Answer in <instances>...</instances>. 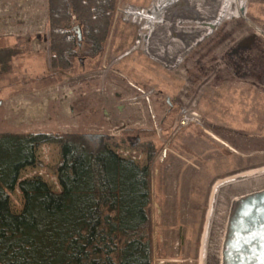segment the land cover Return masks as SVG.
Segmentation results:
<instances>
[{"label":"rangeland","instance_id":"obj_1","mask_svg":"<svg viewBox=\"0 0 264 264\" xmlns=\"http://www.w3.org/2000/svg\"><path fill=\"white\" fill-rule=\"evenodd\" d=\"M181 1L164 3L158 17L151 22H135L115 11L100 67L76 63L72 68L59 70V79L50 82V73L55 69L49 66L47 1L0 0V84L8 85L0 90V132L50 130L74 137L92 134L119 154L147 163L151 179V264H211L210 255L201 253L211 190L218 179L233 172L211 178L213 168L198 169L194 154L201 145L202 148H211L214 143L222 145L218 138L232 146L225 138L227 132L208 129L212 137L205 133L208 139L200 142L195 139V132L180 130L175 134V146L166 143L165 123L170 118L174 123L185 115L187 122L190 119L197 122L203 117L210 122L228 121L232 124L227 126L251 134H264L261 92L264 90V0H220V7L212 11L218 19L212 24L213 32L203 37L201 45L180 61L178 68L169 70L160 62L144 58L139 49H131L142 46L169 8ZM158 2L118 0L116 6L148 9L158 7L161 4ZM240 5L243 7L238 14ZM214 13H204V17ZM213 21L205 19L202 24ZM120 44L124 48L114 51ZM39 78H45L43 83L47 81V84H36ZM13 89L20 92L9 94ZM50 100L57 101L58 114H51L53 120H44L50 115ZM233 102L243 107L232 109L229 103ZM253 102L262 103L261 109H253L250 104ZM171 107L173 117L162 124ZM245 117L254 121L250 120L253 121L250 124ZM42 120L46 121L45 125L41 124ZM142 128H154L156 133L139 136L136 130ZM181 138L186 139L191 155L180 150L179 157L171 151L179 150ZM250 149L253 153L247 157L249 163L264 160V140L252 143ZM36 154L40 163L23 168L19 178L39 174L51 189L58 191L55 174L58 143H41ZM242 159L237 153L234 157L218 154L214 164L220 168ZM170 160L180 173L168 180L163 166ZM261 165L264 161L250 168ZM161 179L168 182L167 186ZM22 203L23 196L16 185L10 193L11 209L19 211ZM226 214L217 228L216 242L221 248L226 234Z\"/></svg>","mask_w":264,"mask_h":264},{"label":"trees","instance_id":"obj_2","mask_svg":"<svg viewBox=\"0 0 264 264\" xmlns=\"http://www.w3.org/2000/svg\"><path fill=\"white\" fill-rule=\"evenodd\" d=\"M46 1L49 66L55 69L50 82L76 63L99 68L118 0ZM172 123L170 118L165 131ZM44 142L59 145L58 191L39 174L19 178L23 168L40 163L36 147ZM163 167L168 180L180 173ZM150 180L147 163L119 154L96 135L0 132V264H151ZM16 185L23 196L19 211L10 206Z\"/></svg>","mask_w":264,"mask_h":264},{"label":"crops","instance_id":"obj_3","mask_svg":"<svg viewBox=\"0 0 264 264\" xmlns=\"http://www.w3.org/2000/svg\"><path fill=\"white\" fill-rule=\"evenodd\" d=\"M220 3V0H182L180 3L178 2V5L175 4L170 7L164 19L153 27L152 34L147 41L142 42V46H133L131 50L139 49L144 58L153 62H160L169 70L178 68V64L180 66L179 62L189 55L192 50L201 45L200 41L203 37L213 32V23L207 22V25L202 23H204L203 21L205 19H217L215 16L216 13L212 11L215 8H219ZM204 13L214 14L207 16L209 17L207 18L204 17ZM165 20L167 23L164 22ZM198 21L200 22L197 23ZM178 22L193 23L190 25H181ZM34 65L35 63L32 64V66ZM5 86L8 85L0 84V87H3V89ZM16 92L20 91L13 89L9 94ZM115 94L119 95V92H115ZM48 108V112H50L48 116L51 117V114H54V112H56V115L58 114L57 101L50 100ZM48 116L44 120L55 119L54 117L48 118ZM44 120L41 122L43 125L46 123Z\"/></svg>","mask_w":264,"mask_h":264},{"label":"water","instance_id":"obj_4","mask_svg":"<svg viewBox=\"0 0 264 264\" xmlns=\"http://www.w3.org/2000/svg\"><path fill=\"white\" fill-rule=\"evenodd\" d=\"M75 30L80 39L77 26ZM262 167L264 165L223 178ZM230 185L238 189L250 188V185L262 186L241 195L229 214L221 248L222 264H264V172L254 177L237 178Z\"/></svg>","mask_w":264,"mask_h":264},{"label":"flooded vegetation","instance_id":"obj_5","mask_svg":"<svg viewBox=\"0 0 264 264\" xmlns=\"http://www.w3.org/2000/svg\"><path fill=\"white\" fill-rule=\"evenodd\" d=\"M261 92H263V94H264V90H262ZM263 94H261V95H263ZM169 104H171V102ZM250 104H251V107L253 109H261L262 103H260V102H253ZM230 105H231L232 109L238 105L240 107L242 106L241 103H237V102L229 103V106ZM252 111L253 110L250 109V113ZM245 118H247L246 121L249 122L250 124L254 121L250 117H245ZM179 120L180 119L178 118V120L176 119V121L174 123L169 125L168 130H167L168 134H166V135H168L167 136L168 139H167L166 143L171 142L173 145L176 146L177 143H174L175 142L174 139H176L175 134H176V132H179L180 130H187V131L195 132L194 133L195 139L200 140V142H202L203 138L208 139V137L205 136V133L210 135L209 132H211V131H208V129L212 130V131L221 130L222 132H227L225 134V138L233 143L232 146L228 147L226 144H224L222 142L221 139L218 138L219 139L218 140L217 138H215V139H217L218 142H220L225 147H223L219 143L213 142L215 144V146H211V148H202V145L201 146L199 145L200 147L198 149L194 150V154L196 157L195 158L196 159V167L200 170H202V169L210 170L209 167H212L213 173L209 176L211 178L215 177L217 175L224 174V173H228V172H232V171L234 172L235 170H240V169L243 170V169H247V168L249 169L252 165L253 166L256 164L258 165L259 163L264 161V160L263 161L257 160L256 162L251 164L248 162V159H247V157H249L253 153V152H251V149H250L251 144L255 143L257 141H263L264 140V134H251V133L244 131L243 129H236L235 127L227 126V124H232L230 122L228 123V121H227V123H225V122H219V123L210 122V121H208L207 118H203V117H201L199 119V121H197V122L190 119L188 122L186 121L185 123H180ZM195 120H197V119H195ZM250 120H253V121L250 122ZM204 125H207V128L204 127ZM177 146L179 147V150H177L178 152L176 150H171L177 156H179V157L181 156V155H179V153L181 152L180 150L186 151L190 155L192 154L191 152L188 151L189 145L186 142L185 138H181V141L178 142ZM202 149L204 151H202ZM254 152L262 153L263 150L262 151L256 150ZM235 153L243 156L244 159L240 160L238 163L232 162V163L227 164V165H222L220 168L214 164L216 161V158H218V154L221 156L234 157ZM204 156H206V158ZM153 157L155 158L156 156H153ZM176 159H178V157ZM176 161H179V164H180L179 159ZM242 161H244V163H241ZM197 162H198V164H197ZM168 165H170L171 168L174 167L171 160L169 161ZM236 165L238 167H235ZM177 176L178 175L176 174V177ZM224 176H226V175H224Z\"/></svg>","mask_w":264,"mask_h":264},{"label":"bare ground","instance_id":"obj_6","mask_svg":"<svg viewBox=\"0 0 264 264\" xmlns=\"http://www.w3.org/2000/svg\"><path fill=\"white\" fill-rule=\"evenodd\" d=\"M243 5H240L238 8V14H241ZM158 14V13H157ZM218 20H214L213 24H216ZM264 172V167L253 169L250 171L242 172L237 175L226 177L223 179H218L212 186L211 196L209 205L210 208L207 213L206 226L202 236V247L201 253L204 255H210L211 264H222V252L221 244L217 243V228L222 220V215L227 212L225 218H228L231 213L236 201L241 195L246 193L251 189L261 187L262 185L255 186L250 185V188H240L237 189L232 187L230 183L235 179H243L254 177ZM213 233V235L211 234Z\"/></svg>","mask_w":264,"mask_h":264},{"label":"built area","instance_id":"obj_7","mask_svg":"<svg viewBox=\"0 0 264 264\" xmlns=\"http://www.w3.org/2000/svg\"><path fill=\"white\" fill-rule=\"evenodd\" d=\"M169 1L171 0H160V2L158 3H161V4H159L158 7H152V8L150 7L148 9L137 8V7L136 8L135 7H122L121 8L119 6H116L115 11L118 13H121L123 17H126L135 22H142V21L151 22L152 20L158 17L159 11L163 9V4L168 3ZM187 120L188 118L185 117L184 115L181 117L179 121L180 123H185Z\"/></svg>","mask_w":264,"mask_h":264}]
</instances>
